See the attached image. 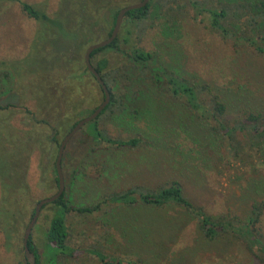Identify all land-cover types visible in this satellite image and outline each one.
Returning a JSON list of instances; mask_svg holds the SVG:
<instances>
[{
    "label": "rangeland",
    "instance_id": "rangeland-1",
    "mask_svg": "<svg viewBox=\"0 0 264 264\" xmlns=\"http://www.w3.org/2000/svg\"><path fill=\"white\" fill-rule=\"evenodd\" d=\"M19 1L42 11L52 20L53 26L28 17L18 1L0 0V77L3 78L5 72L8 74L2 79L3 85L0 84V105L19 104L6 113L0 112V118L8 120V123L0 121V168L3 161L15 159L11 154L17 152L22 140L5 138L10 135H7L6 124L13 129L28 130L26 123H31L24 109L34 111L38 119L44 117V111L40 113V107L34 102L39 95L70 97L75 108L70 107L67 100L63 101L60 117L69 113L71 121L78 119L73 113L79 112L82 117L94 107L100 94L84 70V49L106 37L115 11L138 0ZM191 1H196L199 8H217L242 0H172L165 5L154 0L141 22L140 33L131 28L128 41L119 43V51L105 48L91 58L92 63L104 58L107 68L117 71L113 86L116 94L131 98L134 93L136 98L140 97L133 102L135 105L148 103L151 106V117L139 114L125 126L104 120L105 131L111 138L138 136L150 145L126 149L122 152L126 160L107 158L100 161L89 157L81 165L79 154H76L80 135L75 133L69 140L61 174L65 176L75 163L77 168L86 169L89 183L81 186L76 180L73 203H92L101 192L123 188L128 182L148 184L174 178L182 183L187 196L214 215L230 212L243 218L249 203H264L263 154L245 147L233 157L222 142L216 147L209 144L205 135L209 122H200L186 113L182 103L169 100L161 92L159 82H155L158 90L152 83L153 74L163 68L183 78L187 84L208 86L227 105V117L249 104L264 110V57L253 52L243 38L250 36L252 29L244 27L242 18L228 19V14L224 23L235 35L221 38L207 28L208 13L192 7ZM119 27L120 23L117 34L121 31ZM256 41L264 45V39ZM131 47L151 53L146 65L140 66L129 59L125 51ZM141 67H145L144 72ZM45 86L48 90H43ZM6 89L11 91L2 93ZM202 96L207 101L206 93ZM128 106L129 109L133 107L132 104ZM39 127L38 135L45 142L50 131ZM168 129L173 132L170 134ZM97 144L106 146L104 142ZM38 150L29 155L25 172L29 188H26L27 195L22 196L32 199L25 204L27 209L34 205L33 200L38 201L55 189L48 181L52 163L47 166V150ZM151 153L161 160H152ZM167 156L172 159L168 165L163 161ZM106 160L110 169L104 168ZM170 164L175 167H169ZM4 173L0 170V181L4 180ZM5 189L0 185V195ZM50 210V206L39 210L30 232L40 264H101L86 250L88 247L123 261L138 257L142 264H263L230 235L210 240L202 238L194 219L176 205L158 209H144L143 206L101 208L90 213L71 211L66 219L67 243L75 250L71 256L58 254L52 263H46L41 246ZM1 213L0 264L23 261L20 245L24 225L17 226L15 220L10 219L8 209H2ZM258 230L264 235V205Z\"/></svg>",
    "mask_w": 264,
    "mask_h": 264
},
{
    "label": "trees",
    "instance_id": "trees-1",
    "mask_svg": "<svg viewBox=\"0 0 264 264\" xmlns=\"http://www.w3.org/2000/svg\"><path fill=\"white\" fill-rule=\"evenodd\" d=\"M15 1H18L20 9L31 19L38 23L47 24L50 27L53 26L52 20L42 11L37 10V8L27 2L19 0ZM152 1L154 0H148L144 6L126 11L120 22V34L118 33L114 40L107 45L96 48L89 54L90 64L99 74L108 90L109 97L105 106L96 117L81 126L76 132L80 135V144L76 147V154H79L78 160H80L81 165L88 161L87 158L89 157L96 158L100 161L107 158L108 160L111 158L126 160L122 153L126 149H137L144 147L145 145H150L149 141L140 139L138 136H128L125 139L116 137L111 138L108 135V132L105 131L103 123L105 121H111L115 123V125L121 127L122 125L125 126L130 123L131 118L138 117L139 114L143 116L145 114L146 117H151L150 113L152 112L149 109L151 106L148 103H145L142 106H139V104L135 105L133 102L139 100L138 98L140 97L136 98L137 96H134V93L131 98H127V96L122 97L116 94L113 86L114 82H116L115 73L117 71L109 70L104 58L98 59L95 63L91 62V58L94 54L105 48L119 51V43L125 44L128 41L129 35L132 33L131 28H135V30L140 33L142 31L141 22L144 21L148 15ZM156 1H159L160 5H165L172 0ZM190 4L198 11L203 10L208 13L207 28L212 30V32L219 34L221 38L235 35L234 30L227 28V25L224 23L228 14V19L242 18L244 27L248 26L252 29L250 31V36L243 38L247 41L248 46L253 52L264 57V45L256 41L257 39H264V0H242L238 3H230V5L227 3V5L222 4L217 8H199V4L196 1H191ZM117 12L118 10L112 14L111 25ZM229 21L230 20H228V22ZM110 28L111 26L108 28L109 30L107 31L106 36L109 35ZM254 29H257L258 31ZM125 53L133 63L139 64L140 66L146 65L152 56L150 52L144 51L138 47H131L128 49V52L125 51ZM144 68L145 67H141V72H144V70H142ZM84 70L87 71L85 66ZM87 73L95 82L100 94L94 107L89 109L88 113H90L101 100L102 91L93 76L88 71ZM7 76V72L2 74L3 78L0 77V84L3 82L2 79ZM153 76L155 77H152V80H154L152 83L156 90L159 88L169 100L182 103L185 112L195 117V119L200 122H209V125L206 124L207 128L205 132L209 144L216 147L219 142H222L226 151L233 157L242 153L245 147H252L256 151L259 150L264 158V110L249 104L239 108L234 116L227 117V105L222 102L217 94L212 93L208 86L203 84L202 86L187 84L183 78L178 77L171 71L163 68H160L157 74H153ZM155 82H159L158 88ZM43 90H48L47 86H45ZM9 91L11 90L6 89L2 91V93H8ZM203 93H206L208 97L207 101L203 98ZM62 95H39V98L37 97L36 100H34L35 105L40 107L39 112L41 113L44 111L45 113V116L39 119L34 111L31 112L30 110L24 109V114L31 123L30 125L26 123L28 130H26L27 128L13 129L11 126H9V128L6 124L7 135H10L5 138H8L11 141L13 138L16 139V137H18L19 140H22L20 141V146L18 147L17 152L11 154L12 159L15 158L13 159L14 161H3L2 168H0V170L5 172L3 176L4 180L0 181V185L6 187L4 193L1 190L0 215H2V209H8L10 211V216H12L10 219L15 220L17 226L21 224L25 226L29 217L32 215L34 207L33 205L27 209L25 204L30 197L24 198V196H22L27 195L26 188H29L27 180H25L29 155L33 151H37L39 148L47 150L49 159L47 161V166L49 167L52 163V171L48 181L50 185H54L56 189L57 181L54 174V159L59 140L74 125V123L81 118V113L79 112L73 113V116H77L78 119L72 121L68 116L69 113L65 115L64 118L60 117L62 111L60 106L63 101L66 103L67 100L69 106L75 108L70 97L66 98ZM68 96L70 95H67V97ZM128 104H132L133 107L129 109ZM18 105L5 103L0 105V112L6 113L10 110V107H18ZM63 119L65 121L64 124L62 123ZM209 119L213 120V122L209 121ZM0 121L8 123L6 118H0ZM38 125H40V127ZM37 127L40 129L45 128L44 130L50 131L49 137H47L45 142L44 139H41V135H38ZM168 132L171 134L173 129H168ZM69 140L61 155L60 168L64 162ZM100 142L106 143V146H99L97 143ZM44 144H47V146ZM196 146H198V144H196ZM110 150H112V152H110ZM146 153L147 155L149 154L148 151H146ZM52 157H54V159H52ZM151 158L154 161L161 160V158L155 156L153 153H151ZM163 161L168 165L169 162H172V159L167 156ZM78 163L79 161L77 164ZM71 166V171L66 173L65 176L61 174L63 181L62 192L50 203L41 206V208H44L45 206L51 207L50 215L42 234L43 246H41V252L44 253L46 263H52L55 255L58 254L71 256L72 252L75 250L73 246L67 243L68 228L66 219L68 213L71 211L90 213L96 212L101 208L108 210L112 207L127 208L143 206L144 209H158L166 205H176L194 219L202 238L210 240L216 236L230 235L235 239H238L252 256H254L260 263L264 264V235L258 230L259 217L264 203H258L257 201L249 203L247 213L243 218L230 212H227V214L224 215H214L208 212L205 207L196 204L189 196H187L182 187V183L175 178L148 184L147 182H128L123 188L101 192L98 199L92 203H73V196L75 197L74 185L76 180H79L81 186H85L89 183V178H87L86 169H84L83 166L82 169L77 168L75 163H72ZM105 167L110 169L107 160L104 165V168ZM162 167L165 168L166 166L163 164ZM169 167L174 168L175 165L170 164ZM15 185L18 187H13ZM261 188L264 192V185H262ZM33 201L34 204L37 202V200ZM30 202H32V199H30ZM30 239L31 237L29 233L26 246L31 252L32 257H34V264H40L41 261L39 254L33 247L34 245ZM47 249H49V254H47ZM86 250L94 255L101 264H142V261L138 257L128 258L126 261H123L120 257L104 256L101 251L93 247H88ZM11 264H27V262L24 257L23 261Z\"/></svg>",
    "mask_w": 264,
    "mask_h": 264
},
{
    "label": "water",
    "instance_id": "water-1",
    "mask_svg": "<svg viewBox=\"0 0 264 264\" xmlns=\"http://www.w3.org/2000/svg\"><path fill=\"white\" fill-rule=\"evenodd\" d=\"M147 1L148 0H139L137 2L127 4V5H125V7L119 9L116 16H115L114 21L112 22L109 35L106 36L105 38L97 41V42L89 44L84 49V53H83L84 66H85L86 70L93 76L96 83L99 85V87L102 91V97H101V100L99 101V103L97 104V106L90 113L79 118L74 123V125L59 140L57 150H56L55 159H54V170H55L54 174H55V179L57 181V187H56L55 191H53L50 195L39 199L34 204L32 215L29 217V219L26 222V224L23 228V231H22L21 249H22V255L25 257L27 264H34V257H32L31 252L28 250V248L26 246L27 245L26 242H27V238H28V235L30 233V230H31V228H32L37 216H38L39 210L41 209V206L43 204L50 203L53 199H55L62 192V189H63V181H62L61 173H60V171H61L60 159H61L63 149H64L66 143L68 142V140L79 130V128L81 126L90 122L91 120H93L96 117V115L105 106V103L107 102L108 97H109L108 90L105 87L103 81L101 80L99 74L95 71L93 66L90 64L89 54L92 50H94L96 48L103 47V46L107 45L108 43H110L111 41L114 40V38L116 37L117 32H118V30H117L118 25L122 21V18H123L126 11H128L130 9L140 8V7L144 6L147 3Z\"/></svg>",
    "mask_w": 264,
    "mask_h": 264
}]
</instances>
